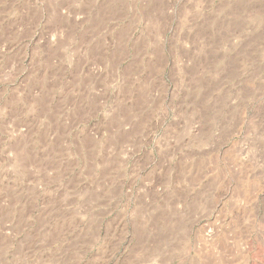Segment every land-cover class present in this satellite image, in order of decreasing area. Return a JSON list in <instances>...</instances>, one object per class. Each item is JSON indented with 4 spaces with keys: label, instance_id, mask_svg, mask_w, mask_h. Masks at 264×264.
I'll list each match as a JSON object with an SVG mask.
<instances>
[{
    "label": "rangeland",
    "instance_id": "1",
    "mask_svg": "<svg viewBox=\"0 0 264 264\" xmlns=\"http://www.w3.org/2000/svg\"><path fill=\"white\" fill-rule=\"evenodd\" d=\"M0 264H264V0H0Z\"/></svg>",
    "mask_w": 264,
    "mask_h": 264
}]
</instances>
